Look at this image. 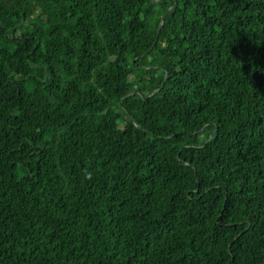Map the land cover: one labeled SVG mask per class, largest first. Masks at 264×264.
Segmentation results:
<instances>
[{"label":"trees","instance_id":"16d2710c","mask_svg":"<svg viewBox=\"0 0 264 264\" xmlns=\"http://www.w3.org/2000/svg\"><path fill=\"white\" fill-rule=\"evenodd\" d=\"M0 264H264V0H0Z\"/></svg>","mask_w":264,"mask_h":264},{"label":"rangeland","instance_id":"374dc122","mask_svg":"<svg viewBox=\"0 0 264 264\" xmlns=\"http://www.w3.org/2000/svg\"><path fill=\"white\" fill-rule=\"evenodd\" d=\"M153 27L152 26H149L148 29H152Z\"/></svg>","mask_w":264,"mask_h":264}]
</instances>
